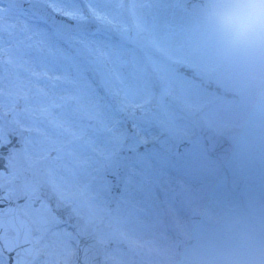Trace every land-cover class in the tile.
Returning <instances> with one entry per match:
<instances>
[{
    "label": "rangeland",
    "instance_id": "1",
    "mask_svg": "<svg viewBox=\"0 0 264 264\" xmlns=\"http://www.w3.org/2000/svg\"><path fill=\"white\" fill-rule=\"evenodd\" d=\"M78 2L86 14L90 5L111 21L99 20L94 35H77L94 41L104 53L100 71L93 73V86L111 110L121 101L137 106L134 116L132 107L118 114L138 126L136 142L130 140L126 146L137 149L139 157L125 184L131 178L153 205L129 216L123 225L137 244L101 236L107 256L114 264H171L175 242L167 231L170 215L187 237L184 264H264V117L201 89L170 65L171 60L197 65L223 86L264 103V54L223 53L203 19L186 11L181 0ZM47 31L53 45L75 54L79 47L75 41L66 42L50 27ZM123 37L144 45L134 48L123 43ZM105 82L121 90L119 96L111 95L115 106L107 98ZM196 118L231 135L243 149L235 156L246 181L242 192L231 188L227 172L209 154L193 125ZM188 137H194V147L174 156L176 146ZM173 190L183 195V206L173 201ZM135 204L137 209L146 206L144 193L137 195ZM193 210L204 219L197 237L189 218ZM0 262L8 264L4 254Z\"/></svg>",
    "mask_w": 264,
    "mask_h": 264
},
{
    "label": "snow or ice",
    "instance_id": "2",
    "mask_svg": "<svg viewBox=\"0 0 264 264\" xmlns=\"http://www.w3.org/2000/svg\"><path fill=\"white\" fill-rule=\"evenodd\" d=\"M87 7L86 14L78 0H0V229L11 226L20 241L7 248L14 264H95L101 236L137 244L123 225L153 206L131 178L123 187L110 179L138 136L137 124L118 114L132 107L134 116L137 106L121 101L113 111L93 86L104 53L77 33L88 31L89 17L111 21ZM50 25L79 45L74 55L53 45ZM139 193L146 206L137 209Z\"/></svg>",
    "mask_w": 264,
    "mask_h": 264
},
{
    "label": "clouds",
    "instance_id": "3",
    "mask_svg": "<svg viewBox=\"0 0 264 264\" xmlns=\"http://www.w3.org/2000/svg\"><path fill=\"white\" fill-rule=\"evenodd\" d=\"M201 16L225 54H264V0H203Z\"/></svg>",
    "mask_w": 264,
    "mask_h": 264
},
{
    "label": "water",
    "instance_id": "4",
    "mask_svg": "<svg viewBox=\"0 0 264 264\" xmlns=\"http://www.w3.org/2000/svg\"><path fill=\"white\" fill-rule=\"evenodd\" d=\"M183 5L186 9L201 15V8L203 5V0H183ZM54 26L57 27L56 25H54ZM87 28H88L87 32L92 33L95 30H97L98 24L94 20H89L87 22ZM182 70H184V69H182ZM192 76L194 78H196L198 81H200L201 83H203L205 86H207L209 89L218 91L224 96L227 95L229 97H233L237 100L243 101L244 103H246L248 105H252L254 107H257L259 111L264 112V106L263 105H260L253 100L243 99L235 93L222 90L219 86H217L215 83H213L209 78L203 77L198 71H194ZM196 125L200 127V130L202 132L205 133L207 140H208V143H209V147L211 148V151L213 152V154L215 156L219 157L220 160L225 164L226 168L230 171L233 185L237 189L242 190V187L244 186V182L240 178L238 171H237V167H236L235 163L233 162V156L235 154H239L241 152V150L235 145L232 138H230L228 136H224V135H221V136L215 135L213 132H211L210 130L205 128L201 121L196 122ZM192 143H193V141L189 140L186 143L181 144L177 148L176 154H178V155L184 154L191 147ZM123 152L126 154H131L132 155L131 158L125 162L122 172H121V169L119 170L117 177H110L113 184L118 183L121 187H122L124 180H125V177L127 175V171L129 169V163L134 162L137 158V152H135V151L127 152L125 150ZM179 201H181V200L179 199ZM192 220H193V225H194L195 230L196 229L199 230L200 225H201L200 215H198V214L192 215ZM72 222L74 223V221H72ZM0 243L2 244V247H3L6 255L9 258L10 264H14V259L16 258L15 253H9L7 251V248L12 247L14 245H18L20 243V241L17 240V238L15 236V232L13 231L11 226L6 225L3 229H0ZM183 243H184L183 239L181 237H179L178 264H180V260H181V256H182ZM18 250L19 249H17V251ZM93 252L95 253V256H96L95 264H109L108 261L102 260L103 251L100 250V244L99 243H95V246L93 248Z\"/></svg>",
    "mask_w": 264,
    "mask_h": 264
},
{
    "label": "bare ground",
    "instance_id": "5",
    "mask_svg": "<svg viewBox=\"0 0 264 264\" xmlns=\"http://www.w3.org/2000/svg\"><path fill=\"white\" fill-rule=\"evenodd\" d=\"M149 231H151V230H149Z\"/></svg>",
    "mask_w": 264,
    "mask_h": 264
}]
</instances>
